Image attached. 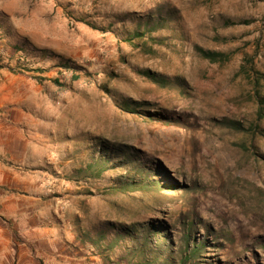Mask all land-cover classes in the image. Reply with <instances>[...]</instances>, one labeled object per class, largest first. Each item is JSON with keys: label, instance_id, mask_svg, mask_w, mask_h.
<instances>
[{"label": "rangeland", "instance_id": "1", "mask_svg": "<svg viewBox=\"0 0 264 264\" xmlns=\"http://www.w3.org/2000/svg\"><path fill=\"white\" fill-rule=\"evenodd\" d=\"M157 14V41H123ZM242 66L264 73V0H0V264H178L199 242L187 264H264V85ZM135 167L150 190H108Z\"/></svg>", "mask_w": 264, "mask_h": 264}, {"label": "trees", "instance_id": "2", "mask_svg": "<svg viewBox=\"0 0 264 264\" xmlns=\"http://www.w3.org/2000/svg\"><path fill=\"white\" fill-rule=\"evenodd\" d=\"M166 23L167 21H166L165 16L161 14H157L156 18H154L153 16L139 18L134 28L126 32V36L124 37L123 41L127 43H138V41L141 42V41L146 40L147 38L157 41V38L153 36L152 34L158 31L159 29L163 28ZM90 26L96 28V26L94 25L90 24ZM20 51H24L21 46H16L14 48V52H20ZM197 51L203 58L211 62H223L229 58L227 54L207 51L202 48H197ZM57 66L65 68L67 70L69 69L81 70L80 66H76V64H73L72 62L68 60L59 62ZM19 71H27V72H32V73H38V72L43 73L44 71H46V69L44 68L31 69L27 67V68H22ZM242 71H244L247 76L254 77V81L256 85L259 83H262L264 85V73H261L259 71H254L252 68L250 70H245V66H242ZM140 73L149 79L162 83V80L159 77H157L154 73L150 72L149 70H142ZM34 78L39 79V80L43 79L42 76H40L39 74L38 75L34 74ZM76 78L77 76H74V79ZM263 104L264 102L262 101V99L258 97L259 106L257 110V115L259 119L264 118V108L262 107ZM122 107L129 109V107L131 106L129 105V103L124 101ZM107 163H108L107 158L104 161H98V160L93 161V162L87 163L85 167H82L78 169L77 171L79 172V174H85L87 177L99 178L101 177L102 173L106 170ZM123 163L121 162V164ZM134 169L135 170L132 175L129 172H127L126 179H123L122 181L118 182L117 186L109 187L108 190L110 191H137V190H142V189L150 190L149 189L151 187L150 178L145 177L146 175L143 176V170H141V168L135 167ZM121 235L122 233H119L118 238H120ZM187 235L188 234L186 232L184 237H186ZM80 239L84 240L83 238H80ZM87 239H89L90 241L89 243L93 245L95 248H100V243L103 240L101 236L96 239H92L90 237H88ZM184 239L186 242L188 241L186 238ZM114 245L115 243H107L105 244V247L103 250L107 252L108 250H111L114 247ZM203 246H204V243L199 242V243H196L194 247L188 253H183L182 251L181 254L183 256L178 258L177 263L187 264L189 260H191L192 258L194 259L196 255L199 254L200 249H202ZM140 252H141V249L139 248H134V249L131 248L125 253L124 256L127 258H124L123 260L133 259L136 256H138ZM150 257L149 256L140 257L137 264H168L167 262H163L162 260H159L160 256L156 253L155 255L150 256ZM195 261L197 260L195 259Z\"/></svg>", "mask_w": 264, "mask_h": 264}]
</instances>
